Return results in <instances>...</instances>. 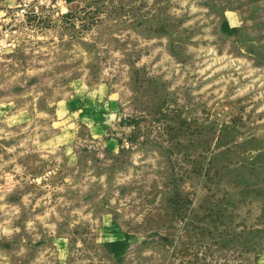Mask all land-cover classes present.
<instances>
[{
  "label": "rangeland",
  "instance_id": "obj_1",
  "mask_svg": "<svg viewBox=\"0 0 264 264\" xmlns=\"http://www.w3.org/2000/svg\"><path fill=\"white\" fill-rule=\"evenodd\" d=\"M0 264H264V0H0Z\"/></svg>",
  "mask_w": 264,
  "mask_h": 264
}]
</instances>
